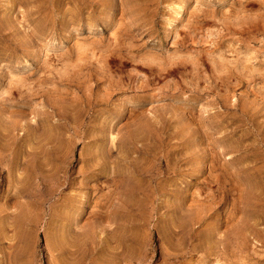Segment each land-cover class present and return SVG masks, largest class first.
I'll use <instances>...</instances> for the list:
<instances>
[{
    "label": "rangeland",
    "instance_id": "rangeland-1",
    "mask_svg": "<svg viewBox=\"0 0 264 264\" xmlns=\"http://www.w3.org/2000/svg\"><path fill=\"white\" fill-rule=\"evenodd\" d=\"M0 264H264V0H0Z\"/></svg>",
    "mask_w": 264,
    "mask_h": 264
},
{
    "label": "bare ground",
    "instance_id": "bare-ground-1",
    "mask_svg": "<svg viewBox=\"0 0 264 264\" xmlns=\"http://www.w3.org/2000/svg\"><path fill=\"white\" fill-rule=\"evenodd\" d=\"M153 171V170H152Z\"/></svg>",
    "mask_w": 264,
    "mask_h": 264
}]
</instances>
